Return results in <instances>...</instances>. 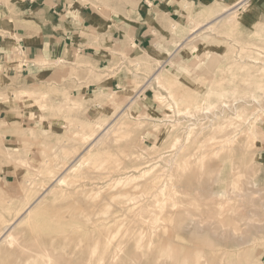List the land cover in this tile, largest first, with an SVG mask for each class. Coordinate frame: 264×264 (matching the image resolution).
<instances>
[{
  "label": "rangeland",
  "instance_id": "rangeland-1",
  "mask_svg": "<svg viewBox=\"0 0 264 264\" xmlns=\"http://www.w3.org/2000/svg\"><path fill=\"white\" fill-rule=\"evenodd\" d=\"M250 1L199 12L159 67L129 56L125 88L74 93L98 80L57 83L83 66L60 59L28 87L0 74V264H264V24Z\"/></svg>",
  "mask_w": 264,
  "mask_h": 264
},
{
  "label": "crops",
  "instance_id": "crops-1",
  "mask_svg": "<svg viewBox=\"0 0 264 264\" xmlns=\"http://www.w3.org/2000/svg\"><path fill=\"white\" fill-rule=\"evenodd\" d=\"M238 2L0 0V74L28 87V78L38 82L40 76L53 70L52 65L44 62L60 59L64 68L77 63L83 66L78 77H57L60 79L57 83L80 84L84 76L82 82L98 80L87 86H73L74 93L81 88V93L88 94L93 85L103 90L125 88L129 80V56L146 55L159 67L157 62L171 60L185 40L197 33V29H190L201 20L199 12L211 7L241 10L251 1L245 5L240 2L242 7ZM250 6L251 15L264 24V0H255ZM111 68L115 70L112 74L100 73L106 69L112 72ZM64 70H58V74H65ZM6 128V138L14 141L16 132H20L18 125ZM2 175L0 182L4 184L7 176Z\"/></svg>",
  "mask_w": 264,
  "mask_h": 264
},
{
  "label": "bare ground",
  "instance_id": "bare-ground-1",
  "mask_svg": "<svg viewBox=\"0 0 264 264\" xmlns=\"http://www.w3.org/2000/svg\"><path fill=\"white\" fill-rule=\"evenodd\" d=\"M247 2H248V0H242V1H241V3H242L243 5H245V3H247ZM239 3H240V2H238V4H239ZM239 5H240V4H239ZM183 6H184V4H183ZM240 6H241V5H240ZM241 7H242V6H241ZM222 8H223V7H222ZM227 8H228V7H227ZM238 8H239V7H238ZM238 8H237V9H238ZM237 9L235 8L234 10H230V9L228 8V9H223V11H222L219 7H216L215 9H213L214 11H212V13H213V15H216V16H220V15H222V16H220V18H218V19H222V17H224V19H226V18H228V17H225V16L234 14L232 11H237ZM222 13H224V14H222ZM231 13H232V14H231ZM198 17H199V16H198ZM213 17H214V16H213ZM233 17H235V16H232V18H233ZM200 18H201V17H200ZM236 18H237V17H236ZM218 19H217V20H218ZM229 19H230V18H229ZM229 19H228V20H229ZM211 21H212V20H211ZM215 21H216V20H215ZM218 21H220V20H218ZM212 22H213V21H212ZM236 22H237V21H236ZM194 35H195V34H194ZM194 35L192 34L191 37H193ZM189 38H190V37H189ZM189 38H188V41H189ZM168 61H169V59H168ZM167 65H168V64H167ZM162 67H163V66H162ZM159 69H160V68H159ZM161 69H162V68H161ZM161 69H160V70H161ZM160 70H158V72H159ZM154 74H155V73H154ZM152 77H153V76H152ZM154 77H155V78H159V77H158V73L155 74ZM159 79H160V78H159ZM159 79H157V80H159ZM151 80H152V79H151ZM148 83H149V81H148ZM147 85H148V84L146 83V86H147ZM143 87H145V86H143ZM143 87H142V88H143ZM237 91H238V90H237ZM237 91H236V92H237ZM140 93H141V92H140ZM140 93H139V94H140ZM226 93H227V92H226ZM136 95H137V94H136ZM252 95H253V94H252ZM134 97H135V96H134ZM226 98H227V97H226ZM226 98H225V99H226ZM233 98H234V97H233ZM254 98H255V97H254ZM229 99H231V98H229ZM234 99H235V98H234ZM132 100H133V99H132ZM235 100H236V99H235ZM235 100H234V101H235ZM129 103H130V102H129ZM132 103H133V102H132ZM134 103H135V102H134ZM227 104H228V103H227ZM128 105H129V104H128ZM215 105H216V104H215ZM223 105H224V104H223ZM213 106H214V105H213ZM208 107H209V106H208ZM208 107H207V108H208ZM210 107H211V105H210ZM214 107H215V106H214ZM214 107H213V108H214ZM207 108H206V109H207ZM208 109H209V108H208ZM208 109H207V110H208ZM210 109H212V108H210ZM119 115H120V114H119ZM237 120H238V119H237ZM227 121H228V120H227ZM114 122H115V121H114ZM111 123H112V122H111ZM105 126H107V125L105 124ZM109 126H110V125H109ZM109 126H107V128H105V129L103 128V129H104V132L107 131V129H108ZM103 129H102V130H103ZM109 129H110V128H109ZM219 129H221V128H219ZM171 130H172V129H171ZM192 130H193V129H192ZM104 132H103V133H104ZM232 132H233V131H232ZM105 134H106V133H105ZM250 134H251V133H250ZM85 135H86V134H85ZM99 135H100V134H99ZM102 135H103V134H102ZM96 136H97V135H96ZM96 136H95V137H96ZM100 136H101V135H100ZM190 136H191V135H190ZM229 136H230V135H228V137L225 138V143H227V144H231V143H232V144H233V142L236 141V140H235V136H233V137H229ZM103 137H104V136H103ZM83 138H84V137H83ZM96 138H98V137H96ZM92 139H94V138H92ZM103 139H104V138H103ZM94 140H95V139H94ZM94 140H93V141H94ZM97 140H98V139H97ZM100 140H101V139H100ZM100 140H99V141H100ZM223 140H224V139H223ZM234 140H235V141H234ZM87 141H88V140H87ZM89 141H90V140H89ZM248 141H249V140H248ZM221 142H222V141H221ZM225 143H224V144H225ZM92 145H93V144H92ZM94 145H95V144H94ZM176 145H177V144H176ZM182 145H183V144H182ZM182 145H181V146H182ZM178 146H179V145H178ZM223 146H225V145H223ZM227 147H228V146H227ZM91 148H92V147H91ZM173 148H175V147L173 146ZM173 148H172V149H173ZM89 149H90V147H89ZM220 149H221V147H220ZM220 149H219V150H220ZM228 149H229V147H228ZM231 149H232V147L230 148V150H231ZM245 149H246V148H245ZM221 150H222V149H221ZM223 150H226V149H224V147H223ZM223 150H222V151H223ZM217 152H218V153H221V152H219L218 150H217ZM224 152H225V151H224ZM228 152H230V151H228ZM214 153H215V152H214ZM207 155H208V154H207ZM217 155H218V154H217ZM217 155H216V156H217ZM219 155H220V154H219ZM211 156H212V155H211ZM211 156H210V157H211ZM213 156H214V155H213ZM230 156H231V153H230ZM217 158H218V157H217ZM79 159H80V158H79ZM81 159H82V158H81ZM201 160H202V159H201ZM204 160H205V159H204ZM225 160H226V159H225ZM72 161H73V160H72ZM74 161H75V160H74ZM74 161H73V162H74ZM78 161H79V160H77L76 162H78ZM76 162H75V163H76ZM197 162H198V161H197ZM201 162H202V161H201ZM209 162H210V161H209ZM71 165H72V164H71ZM71 165H70V166H71ZM67 168H68V167H67ZM69 168H70V167H69ZM66 170H67V169H66ZM71 171H72V170H71ZM149 171H150V170H149ZM182 172H183V171H182ZM145 173H146V172H145ZM207 173H208V172H207ZM64 174H65V173H64ZM182 174H183V173H182ZM208 174H209V173H208ZM208 174H207V175H208ZM61 175H62V174H61ZM59 177H60V176L56 177V178H58L56 181L61 183V182H62V179H63L64 176L62 177V179H61V177H60V178H59ZM134 178H135V177H134ZM128 179H129V178H128ZM210 179H211V178H210ZM215 179H216V178H215ZM63 180H64V179H63ZM171 180H172V179H171ZM63 182H64V181H63ZM231 182H232V181H231ZM237 183H238V182H237ZM62 184H63V183H62ZM235 184H236V183H235ZM239 184H241V181H240ZM237 185H238V184H237ZM230 186H231V185H230ZM240 186H241V185H240ZM245 187H246V186H245ZM247 188H248V187H247ZM198 189H199V188H198ZM227 189H228V188H227ZM239 189H240V188H239ZM228 190H229V189H228ZM158 192H159V191H158ZM246 192H247V191H246ZM213 193H214V192H213ZM243 193H244V192H243ZM165 194H166V193H165ZM169 194H170V193H169ZM195 194H196V193H195ZM211 194H212V193H211ZM170 195H171V194H170ZM165 196H167V195H165ZM172 196H173V195H172ZM161 197H162V196H161ZM170 197H171V196H170ZM213 197H215V196H213ZM249 197H250V196H249ZM190 198H191V197H190ZM146 199H147V198H146ZM187 201H188V200H187ZM195 201H196V200H195ZM195 201H194V202H195ZM145 202H146V201H145ZM145 202H144V204H146ZM168 202H169V201H168ZM222 202H223V201H222ZM231 202H232V201H231ZM151 203H154V202L151 201ZM155 203H156V202H155ZM163 203H164V202H163ZM220 203H221V202H220ZM225 203H226V202H225ZM173 204H174V203H173ZM183 204H184V203H183ZM197 204H198V203H197ZM174 205H176V204H174ZM177 205H178V203H177ZM189 205H190V204H189ZM219 205H221V204H219ZM219 205H218V206H219ZM223 205H224V204H223ZM141 206H142V205H141ZM143 206H144V205H143ZM202 206H203V205H202ZM204 206H205V205H204ZM139 207H140V206H138V210H139ZM178 207H179V206H178ZM184 207H185V206H184ZM194 207H195V206H194ZM207 207H208V206H207ZM209 207H211V206H209ZM215 207H217V206L215 205ZM140 208H141V207H140ZM149 208H150V207H149ZM165 208H166V206H165ZM175 208H176V207H175ZM182 208H183V207H182ZM192 208H193V207H192ZM196 208H197V207H196ZM31 209H32V206H28V208L26 209L25 213H29V212L31 211ZM142 209L146 211V209H144V207H143ZM142 209H141V210H142ZM161 209H163V208H161ZM177 209H178V208H177ZM198 209H199V207H198ZM221 209H222V208H221ZM238 209H239V208H238ZM141 210H140V211H141ZM143 210H142V211H143ZM150 210L153 211L152 209H150ZM174 210H175V209H174ZM174 210H173V211H174ZM180 210H181V209H180ZM189 210H190V209H189ZM195 210H196V209H195ZM32 211H33V210H32ZM177 211H178V210H177ZM181 211H184V212H185V210H181ZM155 212H156V211H155ZM155 212H153V215H154ZM184 212H183V213H184ZM198 212H199V211H197V213H198ZM201 212H202V211H201ZM220 212H221V211H220ZM136 213H137V212H136ZM138 213H139V211H138ZM156 213H157V212H156ZM186 213H187V211H186ZM229 213H230V212H229ZM140 214H141V213H140ZM140 214H139V215H140ZM165 214H166V213H165ZM200 214H201V213H200ZM219 214H220V213H219ZM135 215H136V214H135ZM143 215H144V214H143ZM145 215H147V214H145ZM150 215H151V212H150ZM168 215H170V214L168 213ZM168 215H167V216H168ZM184 215H185V214H184ZM225 215H226V214H225ZM154 216H155V218L152 217V216H151V218H154V220H155L157 214L154 215ZM135 217H136V216H135ZM135 217H134V220L136 219ZM137 217H139V216H137ZM145 217H146V216H144V218H145ZM176 217H178V216H176ZM186 217H187V216H186ZM168 218H169V217H168ZM173 218H174V217H173ZM193 218H194V217H193ZM138 219H139V218H138ZM138 219H137V221H139ZM157 219H158V218H157ZM186 219H187V218H186ZM18 220H19V218H18ZM141 220H142V219H141ZM152 220H153V219H152ZM152 220H151V221H152ZM183 220H184V219H183ZM187 220H188V219H187ZM16 221H17V220H16ZM184 221H185V220H184ZM220 221H221V220H220ZM19 222H20V221H19ZM141 222H142V221H141ZM178 222H179V221H178ZM180 222H181V221H180ZM150 223H151V222H150ZM218 223H219V222H218ZM182 224H183V223H182ZM182 224H181V226H182ZM12 225H14V224H12ZM12 225L10 224V226H12ZM138 225H139V224H138ZM140 225H141V223H140ZM150 225H151V224H150ZM156 225H157V224H156ZM156 225H155V226H156ZM178 225H179V224H178ZM188 225H189V224H188ZM194 225H196V224H194ZM213 225H214V224H213ZM213 225H212V226H213ZM16 226H17V225H16ZM16 226H14V228H15ZM183 226H184V224H183ZM200 226H201V225H200ZM214 226H215V225H214ZM12 227H13V226H12ZM12 227H6V231H10V230L12 229ZM152 227H153V226H152ZM190 227H191V226H190ZM232 227H233V226H232ZM257 228H258V227H257ZM153 229H154V228H153ZM187 229H188V226H187ZM220 229H221V228H220ZM260 229H262V228H260ZM260 229H259V230H260ZM263 230H264V229H263ZM263 230H262V231H263ZM115 231H116V230H115ZM134 231H135V230H134ZM154 231H155V230H154ZM154 231L152 230V232H154ZM184 231H185V229H184ZM227 231H228V230H227ZM260 231H261V230H260ZM4 232H5V230H4ZM137 232L140 233V231H137ZM137 232H136V234H137ZM6 233H8V232H6ZM203 233H204V232H203ZM256 233H257V232H256ZM3 234H4V233H3ZM3 234H2V235H3ZM136 234H135V235H136ZM140 234H141V233H140ZM196 234H197V233H196ZM7 235H9V233H8ZM115 235H116V234H115ZM117 235H118V234H117ZM198 235H199V234H198ZM1 237H2V236H0V238H1ZM8 237H9V236H8ZM107 237H108V236H107ZM136 237H137V236H135V238H136ZM140 237H141V236H140ZM140 237H139V238L137 237V238L140 239ZM3 238H7V237H6V234H5V237H3ZM117 238H118V237H117ZM7 239H8V238H7ZM142 239H143V238H142ZM142 239H141V240H142ZM249 239H250V238H249ZM255 239H256V238H255ZM3 240H4V239H3ZM107 240H108V239H107ZM141 240H140V241H141ZM239 240H242V239H239ZM140 241H139V242H140ZM139 242H138V241L136 242V243L138 244V246H139ZM141 242H142V241H141ZM122 243H124V241H123ZM122 243H121V244H122ZM141 244H142V243H141ZM150 244H151V243L149 242V246H150ZM98 245H99V244H98ZM142 245H143V246H142ZM142 245H141L142 247H145L144 244H142ZM117 246H118V245H117ZM136 246H137V245H136ZM141 246H140V248H141ZM149 246H148V248H149ZM168 246H169V245H168ZM119 247H120V246H119ZM150 247H151V246H150ZM115 248H117V250L119 251V248H118V247H115ZM120 248H121V247H120ZM140 248H139L138 250H140ZM241 248H242V247H241ZM150 249H151V248H150ZM165 249H166V248H165ZM141 250H143V249H141ZM162 250H163V249H162ZM225 250H226V249H225ZM104 251H105V250H104ZM118 251H117V252H118ZM124 251H125V250H124ZM160 251H161V250H160ZM227 251H228V250H227ZM109 252H110V251H109ZM109 252H107V253H109ZM169 252H171V250H170ZM222 252H223V251H222ZM222 252H221V253H222ZM103 253H104V252H103ZM111 253H112V252H111ZM151 253H152V252H151ZM203 253H204V252H203ZM105 254H106V253H105ZM115 254H116V250H115ZM120 254H121V253H120ZM198 254H199V253H198ZM222 254H223V253H222ZM224 254H227V253H224ZM228 254H229V252H228ZM107 255H108V254H107ZM111 255H112V254H111ZM111 255H110V256H111ZM118 255H119V252H118ZM192 255H193V253H192ZM219 255H220V254H219ZM96 256H97V255H96ZM96 256H95V257H96ZM105 256H106V255H105ZM110 256H109V257H110ZM113 256H114V255H113ZM223 256H224V255H223ZM100 257H101V256H100ZM103 257H104V255H103ZM153 257H154V256H153ZM181 257H182V256H181ZM193 257H195V258H194V259L191 258V261H195V264H200V262H199V256L196 255V256H193ZM101 258H102V257H101ZM111 258H112V257H110V259H111ZM117 258H118V256H117ZM161 258H162V256H161ZM44 259H45V258H44ZM48 259H49V258H48ZM99 259H100V258H99ZM103 259H104V258H103ZM105 259L108 260V257H106ZM115 259H116V258H115ZM201 259H202V258H201ZM220 259H221V257H220ZM49 260H50V259H49ZM51 260H52V259H51ZM100 260H101V259H100ZM100 260H99V263L101 262ZM116 260H117V259H116ZM116 260H115V261H116ZM159 260H160V259H159ZM184 260H186V259H184ZM102 261H103V260H102ZM104 261H106V260H104ZM186 261H188V260H186ZM186 261H185V262H186ZM223 261H224V260H223ZM103 263H104V262H103ZM108 263H109V261H108ZM186 263H187V262H186ZM193 263H194V262H193ZM219 263H220V262H219ZM256 263H257V262H256ZM104 264H105V263H104ZM106 264H107V263H106ZM152 264H154V263H152ZM225 264H226V263H225Z\"/></svg>",
  "mask_w": 264,
  "mask_h": 264
}]
</instances>
